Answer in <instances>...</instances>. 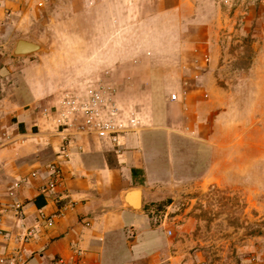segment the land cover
I'll return each mask as SVG.
<instances>
[{"label":"crops","instance_id":"1","mask_svg":"<svg viewBox=\"0 0 264 264\" xmlns=\"http://www.w3.org/2000/svg\"><path fill=\"white\" fill-rule=\"evenodd\" d=\"M241 1L52 0L58 6L48 14L43 0H0L1 257L17 264L254 259L208 248L223 238L205 234L211 209L225 210L219 197L226 190L247 196V205L235 208L251 226L255 222L254 163L264 156L235 153L264 145V34L251 42L256 34L246 27L248 39L236 38L242 37L234 28L240 15L228 13L226 4ZM20 39L40 49L16 54ZM101 78L118 85L121 102L139 108L145 125L122 137L121 153L108 140L74 135L64 158L67 134L42 110L63 90ZM244 84L249 94H242ZM206 145L220 157L195 173ZM53 164L62 168L63 180L49 190ZM162 189L189 199L181 216L158 214L153 202ZM212 191L218 197L213 205ZM18 202L21 215L13 207ZM220 215H214L215 228ZM248 228L240 232L246 238L241 243L252 241ZM30 230L34 235L25 242Z\"/></svg>","mask_w":264,"mask_h":264},{"label":"rangeland","instance_id":"2","mask_svg":"<svg viewBox=\"0 0 264 264\" xmlns=\"http://www.w3.org/2000/svg\"><path fill=\"white\" fill-rule=\"evenodd\" d=\"M45 2V8L47 9L48 14L50 12H53L58 5L55 3L51 2L52 0H43ZM261 0H256L254 4L250 5L245 3V0H242L241 3L238 5H232V4H226L228 13H239L240 18L238 21V25L234 26V28L238 31L240 30V34L242 35L238 38L239 40H244L248 39L246 36V27H251V30L256 34L254 38H250L249 40L252 42H258L259 39H262V36L264 34V4L260 2ZM253 12V15H251V11ZM227 12V11H226ZM255 17L254 21L248 20L247 17ZM51 22V20H50ZM249 24V26H247ZM238 27V28H237ZM244 33V34H242ZM258 35V36H257ZM241 42V41H240ZM234 56L241 57L243 59H246L247 53H230ZM246 68V67H245ZM232 74L238 72L237 68H232L228 69ZM241 70V68H239ZM262 69L256 70L255 75L261 74ZM230 84V83H229ZM226 86H228L226 84ZM245 89V91H244ZM252 91V88L249 87V85L244 84L243 89H242V94L250 93ZM259 137H262V133H259ZM264 137V136H263ZM261 139V138H259ZM200 152V158L202 159L201 166L199 168H195L193 170H196L195 173L202 172L204 168L208 170V168L211 166L213 161L216 158L220 157V152L218 149H215L214 146L206 145L205 147L199 149ZM238 155V157H250L251 154H253L256 158H260L264 156V145L260 142L255 148H253V151H251V148L247 150V148H239L237 152L235 153ZM224 155V154H223ZM187 163L190 164L189 159L191 157L187 158L185 157ZM262 159V158H261ZM251 164V165H250ZM250 167H249V172H252V161H250ZM254 192H253V199L256 202V207H255V222L254 226L252 225L251 220L242 215L241 211L239 208H235L237 205H247V196H236L230 194V190H226V194L224 193L222 196L219 197L220 203L222 199V207L225 208L224 211H216L215 208L211 209V213L208 214V220L210 222L208 223V227L206 230L207 236L210 235H219L220 238H223V241L217 242L216 244H210L208 245V248H214L215 251H220V252H226L227 255H233L236 256L237 253H241L243 255H246V257H253V260H250L248 264H264V162L263 163H254ZM185 170H189L188 166L185 167ZM233 168V167H232ZM230 169L229 172L234 171L235 169ZM240 168V166H239ZM244 167L243 170H238V171H246L247 168ZM212 188H214L212 186ZM166 189V188H165ZM165 189L159 190L160 192L159 195L155 197V201L153 202L154 205L156 206V209H158V214L159 215H166L168 212L169 216H181L183 214V209L185 206V202H187L189 199L184 198L179 195H166L165 194ZM215 190V189H214ZM244 193V192H243ZM245 195V194H243ZM215 198L218 199V197H215L214 191L211 192V195L209 197V200L211 204L213 205L216 201ZM216 199V200H217ZM199 202V201H198ZM218 203V201H217ZM258 205L262 206L263 208H258ZM215 214L222 218L217 223V227H214V218ZM242 216V217H241ZM246 216V215H245ZM246 221H249V225L246 226ZM219 225V226H218ZM249 227V228H248ZM245 228H248V239H251L252 241L249 243H241V241L246 240L245 237L240 236V232L245 231ZM217 230V231H216ZM238 233V235H237ZM236 237H238L239 242L236 241ZM223 242V243H222ZM238 242V243H237ZM248 246V247H247ZM210 251V250H209ZM226 262V261H225ZM228 262V261H227Z\"/></svg>","mask_w":264,"mask_h":264},{"label":"built area","instance_id":"3","mask_svg":"<svg viewBox=\"0 0 264 264\" xmlns=\"http://www.w3.org/2000/svg\"><path fill=\"white\" fill-rule=\"evenodd\" d=\"M109 74V72H106ZM176 99V95H172ZM43 113L52 118V121L66 133L64 142L60 147V154L64 158L69 157L70 143L72 137L78 134H91L102 140H108L121 153V139L126 133L138 130L145 125L142 111L136 107L124 105L119 97L118 85L111 80L96 79L82 85L63 90L51 106L44 107ZM54 178L48 184L49 190H53L63 180V171L60 165L51 166ZM20 182L15 183L19 187ZM14 195V191H11ZM18 215L23 213L24 205L21 202L13 205ZM62 215V212L59 213ZM54 219L48 218V224L52 225ZM172 232L170 231V234ZM3 231L0 229V236ZM34 235L32 230L24 237V241H29ZM130 233V237H134ZM82 254L81 251L78 252ZM65 264V261H60ZM0 264H17L16 259L0 256Z\"/></svg>","mask_w":264,"mask_h":264},{"label":"water","instance_id":"4","mask_svg":"<svg viewBox=\"0 0 264 264\" xmlns=\"http://www.w3.org/2000/svg\"><path fill=\"white\" fill-rule=\"evenodd\" d=\"M40 49L38 43L30 42L24 39H20L16 45L15 53L16 54H27L32 53ZM128 195L126 194V199Z\"/></svg>","mask_w":264,"mask_h":264},{"label":"trees","instance_id":"5","mask_svg":"<svg viewBox=\"0 0 264 264\" xmlns=\"http://www.w3.org/2000/svg\"><path fill=\"white\" fill-rule=\"evenodd\" d=\"M134 173H135V170H134Z\"/></svg>","mask_w":264,"mask_h":264}]
</instances>
